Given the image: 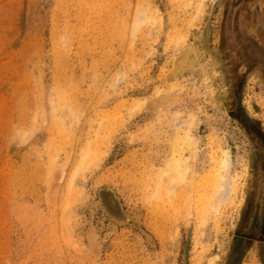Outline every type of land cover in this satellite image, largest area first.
<instances>
[{"label":"rangeland","instance_id":"1","mask_svg":"<svg viewBox=\"0 0 264 264\" xmlns=\"http://www.w3.org/2000/svg\"><path fill=\"white\" fill-rule=\"evenodd\" d=\"M230 1L0 0V264H264Z\"/></svg>","mask_w":264,"mask_h":264},{"label":"flooded vegetation","instance_id":"2","mask_svg":"<svg viewBox=\"0 0 264 264\" xmlns=\"http://www.w3.org/2000/svg\"><path fill=\"white\" fill-rule=\"evenodd\" d=\"M228 6V17L224 25L226 32L223 44L227 48L226 58L229 65V78L231 79L235 75L232 62L230 61L231 52L229 49L231 46L234 48V53H239V60H242L248 68L247 72L257 70L260 76L264 78V0H232ZM233 93L238 98L239 94H237L236 90H233ZM239 108L236 116L243 119L257 137V141L259 140V143L261 141L260 144L262 145L259 150L262 152V158L259 174L263 177L264 131L255 126L242 108L240 106Z\"/></svg>","mask_w":264,"mask_h":264},{"label":"bare ground","instance_id":"3","mask_svg":"<svg viewBox=\"0 0 264 264\" xmlns=\"http://www.w3.org/2000/svg\"><path fill=\"white\" fill-rule=\"evenodd\" d=\"M251 107V106H250ZM188 137V136H187ZM185 138V137H184ZM187 140L189 139V138H186ZM185 139V141H187ZM190 141H191V139H190ZM233 156V155H232ZM225 157H227V159L225 160V163H226V165H228L229 163H230V159H231V154L229 153V151H227L226 153H225ZM246 166V165H245ZM246 170V167H245V169H244V173L246 172L245 171Z\"/></svg>","mask_w":264,"mask_h":264}]
</instances>
